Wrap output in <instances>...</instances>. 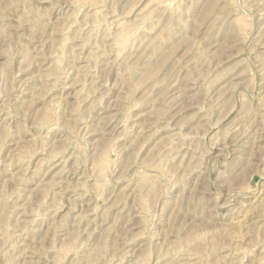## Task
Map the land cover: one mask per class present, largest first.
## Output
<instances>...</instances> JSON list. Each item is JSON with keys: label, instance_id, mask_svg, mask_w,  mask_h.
I'll return each mask as SVG.
<instances>
[{"label": "rangeland", "instance_id": "rangeland-1", "mask_svg": "<svg viewBox=\"0 0 264 264\" xmlns=\"http://www.w3.org/2000/svg\"><path fill=\"white\" fill-rule=\"evenodd\" d=\"M0 15V264H264V0Z\"/></svg>", "mask_w": 264, "mask_h": 264}, {"label": "bare ground", "instance_id": "bare-ground-1", "mask_svg": "<svg viewBox=\"0 0 264 264\" xmlns=\"http://www.w3.org/2000/svg\"><path fill=\"white\" fill-rule=\"evenodd\" d=\"M6 11V10H5ZM1 16V15H0ZM34 23V22H33ZM31 26V25H30ZM1 27H2V25H1ZM33 28V27H32ZM124 36V35H123ZM121 37V36H120ZM120 37H119V39H120ZM123 38V37H122ZM121 38V39H122ZM128 38V37H127ZM126 38V39H127ZM118 41V40H117ZM261 60H263V59H261ZM122 68V67H121ZM150 76H152V75H150ZM148 77V76H147ZM184 99V98H183ZM264 100V99H263ZM261 112V111H260ZM206 116V115H205ZM104 145V144H103ZM245 145V144H244ZM103 168V167H102ZM39 188V187H38ZM143 199H145V198H143ZM146 201V200H145ZM80 220V219H79ZM198 236V235H197ZM201 237V236H200ZM6 238H8L7 236H6ZM106 238H107V236H106ZM198 238V237H197ZM11 239V238H10ZM12 241V240H11ZM73 242V241H72ZM76 243V242H75ZM104 243V242H103ZM103 243L100 245V246H103ZM100 244V243H99ZM69 245H70V243H69ZM99 247V246H98ZM105 247V246H104ZM104 247H102L103 249H104ZM96 249V248H95ZM236 249V248H235ZM99 250V249H98ZM96 252V251H95ZM100 252V251H99ZM4 253V252H3ZM91 258V257H90ZM173 258V257H172ZM176 259V258H175ZM92 260V259H91ZM171 261V260H170ZM174 261V260H173ZM90 262H92V261H90V259H89V263ZM167 262V261H166Z\"/></svg>", "mask_w": 264, "mask_h": 264}]
</instances>
